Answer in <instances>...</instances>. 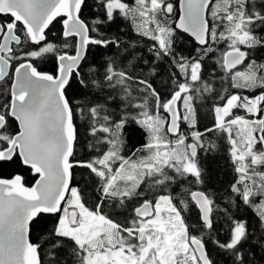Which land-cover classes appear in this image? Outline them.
<instances>
[{"label":"snow or ice","instance_id":"obj_1","mask_svg":"<svg viewBox=\"0 0 264 264\" xmlns=\"http://www.w3.org/2000/svg\"><path fill=\"white\" fill-rule=\"evenodd\" d=\"M0 264H264V0H0Z\"/></svg>","mask_w":264,"mask_h":264},{"label":"trees","instance_id":"obj_2","mask_svg":"<svg viewBox=\"0 0 264 264\" xmlns=\"http://www.w3.org/2000/svg\"><path fill=\"white\" fill-rule=\"evenodd\" d=\"M59 31H60V29H59V27H57V25H55V27L52 28V33H55L56 35H59ZM50 36H51V33H50ZM185 46L188 47L189 45L186 43ZM49 67H50V65H49ZM44 70H48V68H45ZM162 79H164V77H158L156 79V86L160 87L161 89H163V84L161 83ZM217 143L219 144V141H217ZM222 146L220 145L218 151H220L219 152L220 153V156L224 157L223 150H222ZM219 163H220V167L222 169L220 171V173H219V178L223 180V179H226L227 178L225 176V172L227 171V168H226L227 161H226L225 157L223 159H221ZM78 170L79 169H77V171Z\"/></svg>","mask_w":264,"mask_h":264},{"label":"rangeland","instance_id":"obj_3","mask_svg":"<svg viewBox=\"0 0 264 264\" xmlns=\"http://www.w3.org/2000/svg\"><path fill=\"white\" fill-rule=\"evenodd\" d=\"M202 111H205V110H202ZM202 123H203V122H202ZM221 146H222V145H221ZM225 148H226V146L223 145V146H222L223 155H224V157H225V159H226L227 154H226ZM218 152H220V151H218ZM219 155H220V153H219ZM226 161H227V159H226ZM80 171H81V170H78V171H77V179H78V180L81 178L80 175H79V172H80Z\"/></svg>","mask_w":264,"mask_h":264},{"label":"flooded vegetation","instance_id":"obj_4","mask_svg":"<svg viewBox=\"0 0 264 264\" xmlns=\"http://www.w3.org/2000/svg\"><path fill=\"white\" fill-rule=\"evenodd\" d=\"M56 25H57V27H59V29L61 28V25L59 23H57Z\"/></svg>","mask_w":264,"mask_h":264}]
</instances>
